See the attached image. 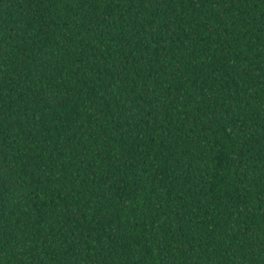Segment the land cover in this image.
Masks as SVG:
<instances>
[{
	"label": "trees",
	"instance_id": "trees-1",
	"mask_svg": "<svg viewBox=\"0 0 264 264\" xmlns=\"http://www.w3.org/2000/svg\"><path fill=\"white\" fill-rule=\"evenodd\" d=\"M0 264H264V0H0Z\"/></svg>",
	"mask_w": 264,
	"mask_h": 264
}]
</instances>
